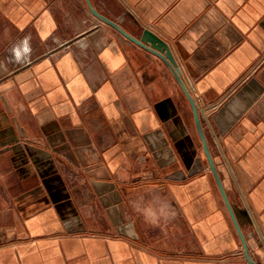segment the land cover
I'll return each instance as SVG.
<instances>
[{"label": "crops", "instance_id": "0c3cea01", "mask_svg": "<svg viewBox=\"0 0 264 264\" xmlns=\"http://www.w3.org/2000/svg\"><path fill=\"white\" fill-rule=\"evenodd\" d=\"M264 264V0H0V264Z\"/></svg>", "mask_w": 264, "mask_h": 264}, {"label": "water", "instance_id": "95a60500", "mask_svg": "<svg viewBox=\"0 0 264 264\" xmlns=\"http://www.w3.org/2000/svg\"><path fill=\"white\" fill-rule=\"evenodd\" d=\"M94 13L97 14L98 17H100L103 21L109 23L110 25H112L113 27H115L119 32H121L125 37H127L128 39L132 40L134 43H136L137 45H139L140 47H144L152 52H154L157 56H159L163 62L167 65L168 69L170 70L171 74L173 75L175 81L177 82L178 86L180 87L181 91L183 92V94L185 95L186 99L188 100L190 107L192 109V113H193V117H194V122H195V126L196 129L198 131L199 137L201 139L202 142V147H203V151L205 154V157L208 161V165L210 167V170L214 176L215 182L218 186V189L220 191V194L224 200V203L227 207V210L231 216V219L239 233V236L241 238V241L243 243L244 246V254L246 257V260L248 261L249 264H259L256 263L249 255L247 248L245 246V240L239 230V227L237 225V221L235 219L234 213L229 205V202L227 200L225 191L223 189L221 180L219 178V175L215 169V166L213 164V161L211 159L208 147H207V143L205 140V136L203 133V130L201 128V124H200V120H199V116H198V112H197V108L194 102V99L192 97V95L189 93L187 87L185 86L181 76H180V70L177 66V63L171 53V50L168 46V44L161 39L157 34H155L153 31L147 29V28H142L139 36L136 38L134 36H132L131 34H129L127 31H125L123 28H121L117 23L109 20L108 18H106L105 16L99 14L97 11L93 10Z\"/></svg>", "mask_w": 264, "mask_h": 264}]
</instances>
